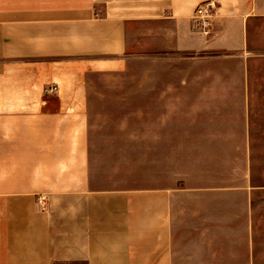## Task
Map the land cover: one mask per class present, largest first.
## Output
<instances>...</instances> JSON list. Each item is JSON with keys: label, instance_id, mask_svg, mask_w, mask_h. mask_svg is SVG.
Instances as JSON below:
<instances>
[{"label": "crops", "instance_id": "obj_1", "mask_svg": "<svg viewBox=\"0 0 264 264\" xmlns=\"http://www.w3.org/2000/svg\"><path fill=\"white\" fill-rule=\"evenodd\" d=\"M261 53L264 0H0V264H264Z\"/></svg>", "mask_w": 264, "mask_h": 264}, {"label": "rangeland", "instance_id": "obj_2", "mask_svg": "<svg viewBox=\"0 0 264 264\" xmlns=\"http://www.w3.org/2000/svg\"><path fill=\"white\" fill-rule=\"evenodd\" d=\"M215 7L209 19V24H210L209 28H211L212 23L214 22V19H215ZM146 63L147 65L145 67V71L144 73L142 72L140 74L139 79L136 76H134L132 78L123 77L122 79L112 78L111 80H108V81H114V82L116 81H122V82L132 81L135 83L139 82L140 85L144 84L145 86L144 90H142V87L135 85L130 89H123L120 91L115 90L113 91L114 92L113 94H110L111 91H108L107 96L116 97V98H128V99H137L139 96H145V97L152 98L154 96L153 84L159 79L158 78L156 79L157 77L155 74L156 68H155L154 61L152 60V58L147 60ZM248 80L253 83H264V53H261L259 58L253 61H250L249 71H248ZM113 108H118L117 110H121V112L123 113H129L134 108H137V106L136 105H132V106L125 105V106H119V107H113ZM251 112L254 117V122L256 125L257 124L261 125L264 123V106H256L253 108ZM255 140L257 141L259 145L258 149H264V138L259 137ZM152 156L153 155L151 154L145 155L148 162L146 163L144 168L131 169L130 171L131 175H135V177H138V176L141 177L144 173V177L146 176L147 178L146 180L152 179ZM254 156H255V159H254L253 165L256 167L258 171L259 178H262L264 175V152H259L257 154H254ZM132 157L138 158L139 156H137V154H134V155L130 154V159Z\"/></svg>", "mask_w": 264, "mask_h": 264}, {"label": "built area", "instance_id": "obj_3", "mask_svg": "<svg viewBox=\"0 0 264 264\" xmlns=\"http://www.w3.org/2000/svg\"><path fill=\"white\" fill-rule=\"evenodd\" d=\"M215 3L213 1H203L199 3L194 11L193 20L195 24L202 29V32H207L210 27L209 19L214 10Z\"/></svg>", "mask_w": 264, "mask_h": 264}]
</instances>
